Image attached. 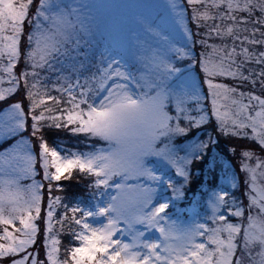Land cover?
Segmentation results:
<instances>
[{"label": "snow or ice", "instance_id": "1", "mask_svg": "<svg viewBox=\"0 0 264 264\" xmlns=\"http://www.w3.org/2000/svg\"><path fill=\"white\" fill-rule=\"evenodd\" d=\"M186 3L0 0V72L11 85L0 89V257L8 264H264V157L251 163L255 149L227 143L264 152V0ZM158 8L166 19L154 16ZM21 60L26 96L18 100ZM53 130L82 137L85 150L50 145ZM237 154L241 197L213 187L206 211L193 207L191 223L178 225L173 209L181 211L193 177L215 185ZM77 176L90 177L93 206L52 195ZM236 180L232 173L233 190ZM37 221L43 256L29 251Z\"/></svg>", "mask_w": 264, "mask_h": 264}, {"label": "rangeland", "instance_id": "2", "mask_svg": "<svg viewBox=\"0 0 264 264\" xmlns=\"http://www.w3.org/2000/svg\"><path fill=\"white\" fill-rule=\"evenodd\" d=\"M78 2H80V0H78ZM83 2L85 3H88V4H92V5H105V4H113V3H126V2H139V0H83ZM156 3H165L166 0H155ZM178 3L181 4L182 6H185L187 7V3H186V0H178ZM189 15H190V12L191 10L189 9ZM154 16H159L163 19H166L167 18V12L163 9V8H158L155 13H154ZM230 23V22H229ZM192 30L195 32L196 29H195V26L193 25L192 26ZM22 48H24V44L22 42V45H21ZM195 53L197 55H199V53L202 51L201 47L199 46V43H197L195 49H194ZM4 63L7 62L6 58L5 60L3 61ZM180 65L182 67H186L187 66V61H180L179 62ZM24 70V63H23V60L20 61L19 63V67L18 68H15L13 70L14 74L17 75L18 77H21V74ZM194 75L196 74L195 72L193 73ZM8 80H9V77L7 74L5 73H2L0 72V81H2V83H0V89H7L8 87H10L11 85L8 84ZM29 82H31V78H29ZM223 82H226L228 84H235V83H238V82H235V81H232V80H227V81H223ZM19 93H20V99L22 97H25L26 96V92L23 90L24 89V81L21 77V80H20V84H19ZM245 87L247 88V86H241V89L240 90H244V91H247V89H245ZM258 91V90H257ZM24 103L25 105H27L28 101L25 99L24 100ZM207 107L210 108L211 107V104H210V100L207 102ZM46 133H50V132H46ZM248 133H249V136H251V130L248 129ZM47 134V135H48ZM46 135V137H47ZM25 139H28L29 137L26 135L24 137ZM47 140H48V137H47ZM55 142L53 143H50L49 141V144L52 145L54 143L58 144V146L61 148V149H64L65 147H67L69 150L71 151H76V150H85L84 149V141H83V138L82 137H77V136H73L70 138V139H62V138H55L54 140ZM10 143V142H9ZM0 144H3L2 141H0ZM246 147H251L253 149H255V152H254V156H253V161H251V163H254L255 161V158L256 156H261V157H264V152H262L261 150H259V147L256 145V144H252L250 141L247 145H245ZM2 147H7V144L3 145ZM1 147V148H2ZM237 158V164H238V172L237 170L234 169V166L230 168V173L225 176L223 173L220 174V178L219 180L216 182L215 185L211 186V188L209 189L208 193H206V198H207V195L210 194V192L212 191L213 187L216 188V190H219L220 187L224 186V185H228V187L230 188L229 190V199L231 198L232 194H233V191H235V195L237 197H241L242 193L238 191V188H240L241 186V182L240 180L238 179L239 175H240V159L241 157L239 156V154H237V156L235 157ZM233 160V159H232ZM232 160L231 162L227 163L226 164V167L228 168L229 164L232 163ZM245 163H250L249 161H245ZM232 173H235L237 175V180H236V189L233 190L232 189V186H231V180H232ZM14 175V174H13ZM74 175H76L74 173ZM241 175L243 176V178H245V173L241 172ZM79 176H77L78 178ZM88 178L90 179V177L88 176H83L82 178ZM4 176L3 174H0V179H3ZM81 178V177H79ZM200 178H197V177H193V182H192V186L199 180L200 181ZM35 180L36 182H40L42 180V175L38 174L36 177H35ZM73 181V180H72ZM72 181H67V182H64V189L63 190H55L52 195L53 196H61L63 198L64 196V191L67 190V183L69 182H72ZM31 181L30 180H24L22 181L21 183L22 184H28L30 183ZM45 185L47 182H44ZM258 186H264V185H260L259 184V181H258ZM89 189V188H88ZM225 189V188H224ZM226 191H228L227 189H225ZM244 191V189L242 190V192ZM48 191H47V187H45L43 189V196H44V200H43V203L44 205L47 204V200H48ZM65 199V198H64ZM201 198L199 197V200L200 201ZM206 200V199H205ZM205 200H203L202 204L197 207L195 206V210L197 212H200L201 214H203L205 211H206V208L204 207V203H205ZM244 204H245V208L247 207V200L246 198L244 199ZM179 207L181 208V211L179 213H181L183 211V208L179 205ZM203 207V209H202ZM46 207H44L43 211H42V215H46ZM175 211V210H174ZM185 216V215H184ZM192 216H185L186 218H177L176 216L172 215V219L176 220L177 224L180 225V226H186L188 224L191 223V219H192ZM235 222V221H234ZM37 224H38V228L40 229V231L38 232V239H37V244L34 245L31 249H29V251H36V252H39L41 256L44 255V249H43V237H44V229H45V225L42 221H37ZM123 227V225H121ZM16 228L20 227L19 226V223L17 222L16 225H15ZM57 227V225H56ZM138 228H141L142 230V226H137ZM9 231H12L14 235H19L18 232H15L14 231V228H9ZM3 234V227L0 226V235ZM147 238L151 239V238H155V239H158L159 238V234L158 233H155V232H149L147 233ZM61 239V237H60ZM0 243H6L5 241H0ZM63 252H64V248H62L61 246V255H63ZM23 255V254H21ZM1 261L4 262V264H8V260L10 258H5V257H0Z\"/></svg>", "mask_w": 264, "mask_h": 264}, {"label": "trees", "instance_id": "3", "mask_svg": "<svg viewBox=\"0 0 264 264\" xmlns=\"http://www.w3.org/2000/svg\"><path fill=\"white\" fill-rule=\"evenodd\" d=\"M24 71V70H23ZM245 89H247L245 87ZM248 90V89H247ZM18 100L20 99V93L17 95L16 97ZM48 133H45V135H47ZM48 137V141L50 143L55 142V138H62V139H70L72 137V135L67 131V130H61V131H50V133L47 135ZM227 143H231V144H235L237 145V149H239L240 146H245L249 143V141L247 140H243V139H233L231 141H227ZM253 144V143H252ZM5 145L0 144V148ZM260 150V148H259ZM236 159V158H234ZM233 159V160H234ZM232 160V161H233ZM203 177V176H201ZM201 179V178H200ZM88 181L89 179L84 177V178H76L73 179L72 182L67 183V190L64 191V196L63 198H65V202L68 204H73L76 202H80L82 205H86L89 206V202H90V189H88ZM198 182L199 180L192 186V191L195 190L194 187H198ZM189 191V192H192ZM189 192L187 194V197L189 196ZM59 227V225H57V228ZM68 244V237L66 235L61 236V246L62 248H64L65 245ZM1 261V259H0Z\"/></svg>", "mask_w": 264, "mask_h": 264}]
</instances>
